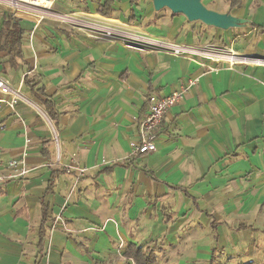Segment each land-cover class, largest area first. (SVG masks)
I'll return each mask as SVG.
<instances>
[{
  "label": "crops",
  "instance_id": "crops-1",
  "mask_svg": "<svg viewBox=\"0 0 264 264\" xmlns=\"http://www.w3.org/2000/svg\"><path fill=\"white\" fill-rule=\"evenodd\" d=\"M111 1L109 9L107 0H5L126 33L117 41L0 8V33L10 14L24 33V63L13 67L0 52V76L41 107L44 92L58 114V129L48 119L59 138L57 148L33 109L25 102L12 108L0 94V174L24 153L30 170L0 186V264H135L127 248L153 249L155 242L159 264H209L214 248L259 231L251 224L264 214V49L233 51L229 63L247 64L235 67L151 45L131 49L132 35L192 47L193 30L184 36L178 22L143 29L123 18L137 2ZM230 1L213 11L245 17V28L264 37L256 28L264 26V0L255 9L244 0L233 11ZM192 79L166 115L157 151L130 158L149 95L169 96ZM70 165L86 172L78 179L67 173Z\"/></svg>",
  "mask_w": 264,
  "mask_h": 264
},
{
  "label": "rangeland",
  "instance_id": "rangeland-1",
  "mask_svg": "<svg viewBox=\"0 0 264 264\" xmlns=\"http://www.w3.org/2000/svg\"><path fill=\"white\" fill-rule=\"evenodd\" d=\"M137 7L136 11L127 12L124 14L126 22L134 25H140L141 28H147L154 26L158 30H162V25L167 26L173 25L178 22L181 27V33L183 32L184 36L190 35L193 30L194 34V47L196 50H199L200 54L193 55L203 61H214L217 60L214 55H218L221 59H218L220 67L227 66L231 67L229 61L226 57L234 51L239 55H244L250 47H255L256 50L264 49V37L260 36L256 32L252 31L249 28H245L249 23V20L243 16L237 17L239 19H244L247 21V24L244 27L234 28L227 31L215 30V28L204 26L200 22H188L187 18L182 14H172L168 9H162L157 12L154 9L153 1L151 0H136ZM229 1V0H228ZM259 0H253L245 2V6L253 5L255 9L258 5ZM203 5L208 9H224L226 5L228 6L229 2L227 0H202ZM0 8H5L7 11L13 13L14 15L22 14L26 9H20L13 7L5 2V0H0ZM27 11V10H26ZM26 13V12H25ZM136 13L137 15H134ZM59 14L53 8L49 10L44 19L55 20L58 23L64 24L68 27H71L69 24L56 20L52 15ZM234 17V16H233ZM43 19V20H44ZM161 26V27H159ZM78 31V29H76ZM223 32V33H222ZM157 42V40H153ZM163 41V40H162ZM169 42V41H168ZM172 45H176L173 42H169ZM237 44V45H235ZM235 46V47H234ZM254 55H259V51H256ZM258 57L263 58L259 55ZM235 67V66H233ZM28 100V103H25L26 106H29L33 111L38 115L40 120L44 121L51 128V132H55L49 120L44 118V110L40 105H38L33 100ZM29 102H34L32 105ZM38 106L39 108H37ZM40 109L42 113L38 110ZM44 114V115H43ZM46 116V115H45ZM53 149L57 151L54 146ZM251 227L253 229L259 230L255 232L241 233L236 235V243L234 241L228 242L227 246L218 250L215 261L216 264H246L249 262H254L255 264H264V214L263 217L257 216L252 220Z\"/></svg>",
  "mask_w": 264,
  "mask_h": 264
},
{
  "label": "built area",
  "instance_id": "built-area-1",
  "mask_svg": "<svg viewBox=\"0 0 264 264\" xmlns=\"http://www.w3.org/2000/svg\"><path fill=\"white\" fill-rule=\"evenodd\" d=\"M20 9L24 8V12H31V13H36L40 18L44 19V15L49 11L46 8H36L33 6H23V7H18ZM56 20H60L61 22L69 24L71 27L76 28L80 31L86 32L91 34V36L96 37L98 39L105 37L108 38L112 41H117L123 33L119 30H115L114 28H110L107 26H102L97 22H91L87 21L84 19H81L79 17H76L75 15L69 16L65 14H55L52 15ZM126 43L128 46L133 49V48H138L141 50H145L144 48L147 45L151 46H156L159 49H165V50H170L174 56H182V55H198L200 54L199 50H196L193 47H187V46H181V45H172L169 43H159V42H154L151 39H144L142 37H139L137 35H132L129 37V39L126 40ZM212 57H215L218 61V59H221L220 56L214 55ZM231 66V65H230ZM233 67V66H231ZM35 70V69H34ZM218 69H212V71H217ZM196 83V80L192 79L187 81L185 84H182L181 89L178 92H175L169 96H161L159 94H151L147 98L148 102V111L147 114L144 116V118L137 120V128L139 132V140L136 142V144H132V152L130 155V158H134L137 155H147L150 154L151 152L157 151V141L162 134V130L164 127V120L166 118L167 113L169 110L172 108L178 106L182 100L185 98L187 93L190 91V89L194 86ZM0 94H4L8 96L10 99L9 100H4L9 106L12 108L15 107V105L18 102H25L28 103L27 99L25 96L17 89H14L11 85V83L5 78L0 76ZM41 113L42 111L38 109ZM45 113V112H44ZM44 115V114H43ZM46 115V116H45ZM44 118L46 120L48 119V115L45 113ZM50 121V120H49ZM51 123V121L49 122ZM52 125V124H51ZM54 134V142L56 147L58 148V142L59 138L56 132H53ZM30 140L26 141V145H29ZM60 152V151H59ZM27 156L26 153L23 154V157L19 160H11L9 161L5 167L4 172L5 174H0V186L6 185V183L9 180H14V179H20L26 177L29 173L30 170L25 162V157ZM58 160L57 163H59V158L60 156L58 155ZM61 164V163H59ZM67 173H72L74 172L78 179L84 175L86 172L85 168H82L80 166H74L70 165L65 167ZM77 179V180H78Z\"/></svg>",
  "mask_w": 264,
  "mask_h": 264
},
{
  "label": "trees",
  "instance_id": "trees-1",
  "mask_svg": "<svg viewBox=\"0 0 264 264\" xmlns=\"http://www.w3.org/2000/svg\"><path fill=\"white\" fill-rule=\"evenodd\" d=\"M108 1V7L110 9L109 4H112L113 1L107 0ZM244 0H231L230 1V9L233 11L234 8H237L238 6L243 4ZM136 0H131L132 5L136 4ZM110 10H102L101 14L104 16H109L110 15ZM258 31L264 32V26L263 27H256ZM24 37V33L22 29L19 26V22L17 19L13 17L12 14L8 17V21L4 23L3 29L1 30L0 33V52H6L7 54V63H10L11 66L17 67L20 63L23 62V52L21 48V43ZM26 84L30 85L29 78L26 76ZM39 94L41 97H39L41 101V105L43 109L45 110V113L48 115L50 120L53 121L55 128L58 129V114L55 110V105L50 99H42V96H44V92L41 90H38ZM55 175V173L53 174ZM54 186V182H51L49 186V192L52 190ZM4 195V191L0 188V196ZM47 211L48 209L45 207L44 208V219L43 223L38 231V237H39V246L42 248L45 242L46 234L48 232V227H47ZM218 227L217 224H213V229L216 230ZM246 229V227L240 226L238 230ZM216 242L218 241V236H215ZM159 242H155L153 245V249L147 248L143 249L141 247L137 248L136 246H129L125 253V256L128 259H132L135 264H159L157 261V254H156V248H158ZM218 249L217 247L214 248L213 250V255L212 259L210 260L209 264H216L215 257L217 255ZM246 264H255L254 262H249Z\"/></svg>",
  "mask_w": 264,
  "mask_h": 264
},
{
  "label": "water",
  "instance_id": "water-1",
  "mask_svg": "<svg viewBox=\"0 0 264 264\" xmlns=\"http://www.w3.org/2000/svg\"><path fill=\"white\" fill-rule=\"evenodd\" d=\"M155 11L168 9L172 14L184 15L188 22H200L204 26L224 31L244 27L247 21L208 9L202 0H151Z\"/></svg>",
  "mask_w": 264,
  "mask_h": 264
},
{
  "label": "bare ground",
  "instance_id": "bare-ground-1",
  "mask_svg": "<svg viewBox=\"0 0 264 264\" xmlns=\"http://www.w3.org/2000/svg\"><path fill=\"white\" fill-rule=\"evenodd\" d=\"M246 53H247V52H246ZM246 53H245V54H246ZM260 60H261V59H260ZM263 62H264V61H263ZM230 64H231V66H235V65H247V64H243V63H242V64H240V63H235V64L230 63Z\"/></svg>",
  "mask_w": 264,
  "mask_h": 264
}]
</instances>
